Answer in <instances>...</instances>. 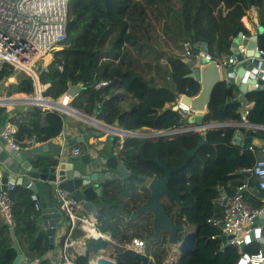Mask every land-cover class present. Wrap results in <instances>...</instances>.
<instances>
[{
  "label": "trees",
  "instance_id": "trees-1",
  "mask_svg": "<svg viewBox=\"0 0 264 264\" xmlns=\"http://www.w3.org/2000/svg\"><path fill=\"white\" fill-rule=\"evenodd\" d=\"M249 11L256 12L264 29V0H71L65 37L56 45L61 49L52 51L46 66L41 63L34 67L36 80L17 72L8 63L0 65V89L6 90L7 97L33 96L39 83L48 86L42 96L56 101L71 84L80 87L70 102L71 108L131 133L142 128L160 133L153 138L125 136L118 157L130 176L123 181L102 183L101 196L93 188L85 189L84 199L88 203L103 202L107 206L94 212L98 230L105 238L87 239L84 254L77 255L74 264H88L90 256L111 246V241L115 243L112 246L116 264L237 262L238 248L225 244L219 228L208 220L221 218V194L232 196L239 187L246 186V181L256 191L246 187L242 192L244 200L253 208L264 205V193L258 188L256 176L246 178L244 174H236L254 167L255 155L248 149L252 145H233L238 128L230 126L163 133L192 126L190 118L181 116L173 107L181 97H193L199 91L198 81L187 77L192 72L194 45L204 43L215 61L232 57L231 45L238 35L250 36L241 21ZM257 41L264 50V32ZM153 42L157 46H152ZM144 49L155 54V78L141 75L130 55L131 50ZM161 58L165 62L163 67L158 63ZM17 73H21L17 81L4 87L7 79ZM99 81L108 84L95 89ZM234 90L226 83L215 86L202 125L239 123L240 109L251 103L247 122L264 126V90L247 93L244 103H227L228 99L236 98ZM120 91L122 97L116 96ZM4 115L5 109L0 108V118ZM63 119L58 112L32 106L24 110L23 118L15 120L18 127L15 139L18 144L30 139L48 143L60 135ZM240 130L261 142L264 140V131ZM199 141H203L201 147L169 180L168 190L178 194L179 199L171 202L164 196L160 199L173 224L194 227L197 245L181 259L168 261V247L172 244L169 233L161 231L154 238L153 215L133 214L149 200V183L165 178L161 165L167 168L183 165L186 153ZM29 197L30 192L20 187L10 192L13 222L9 226L0 218V264H12L17 255L12 247V234L27 264L35 261L51 264L46 258L50 243L38 224L40 211L34 210ZM82 234L79 231L77 235ZM65 236L60 237L56 246H63ZM133 239L145 243L143 254L125 248ZM261 248L256 241L247 245L245 252L255 254Z\"/></svg>",
  "mask_w": 264,
  "mask_h": 264
},
{
  "label": "water",
  "instance_id": "water-1",
  "mask_svg": "<svg viewBox=\"0 0 264 264\" xmlns=\"http://www.w3.org/2000/svg\"><path fill=\"white\" fill-rule=\"evenodd\" d=\"M262 32H264V30L258 27L257 34L252 37V40H248L245 37L241 39V37L244 36L242 33L238 35L231 45V58L234 60L233 64L221 63L215 60L208 61L206 59H201L199 63L194 61L190 63L192 72L188 74L187 77L196 79L200 88L198 93L193 97H181L179 104L189 108V111L193 114L189 121L196 129H205L206 126L202 125V118L207 110L212 91L219 83H226L239 93L236 98L232 100L228 99L227 103H244L247 93L264 90V80H262L264 74L256 69L257 60H250L251 56L254 58L257 57L252 49L256 46L258 36L262 34ZM240 46L247 49L244 55L238 54V48ZM194 47H201L205 51L207 49L204 43H197ZM263 68L264 66H261L260 70ZM255 85H257V88ZM79 92V86L69 84L66 94L73 99ZM116 96L122 97V93H117ZM39 100H44L39 92H37L34 97H30V101L32 102H37ZM30 107L28 109H30ZM178 108L179 105L173 107L174 110ZM99 135L100 133L95 136L99 137ZM93 136V133L86 132L72 139L71 143H79L86 146L85 153L76 157L66 152L65 154H63V152L61 154L60 146L52 142L42 144L29 150L15 151L11 149L0 136L1 183L3 185L13 183L15 186L21 187H25L27 184L31 183L30 191L36 193L39 197V221L48 237L50 250L53 249L57 227L62 219L56 204L51 198V190L54 188V184H57L59 189L70 193L71 196L82 205V209L86 213L93 214L102 206H107L103 202H98L96 204L84 202L79 191L80 188H88L92 184H96L97 181H123L130 176L118 157L117 150H107L109 148L102 146L107 153L96 157L92 156L93 148L88 142L89 138ZM124 136L136 137L137 135L122 131V137ZM240 136V132L234 135L232 139L233 145L238 144L237 140ZM244 142L250 144L251 137L245 138ZM202 144L203 141H199L193 149L186 153L183 165L173 168H167L161 165L162 169L165 171V178L163 180H152L149 183V200L133 214L137 215L142 212H150L153 215L154 238H156L161 231L168 232L172 244H178V259H181L185 254L191 253L193 247L197 245L195 243V231H189L186 227L173 224L172 220L167 216L163 205L160 203V199L163 196L170 202L179 199L178 194H173L168 190V183L171 175L182 169L191 155L194 154ZM261 144V146L264 147V140ZM102 147L99 149H102ZM240 173L246 175L243 171H236V174ZM223 204L224 201L222 202V205ZM263 221L264 211L254 219L252 228L255 230L250 233L249 238L240 246L239 250L241 253L244 252L245 246L254 240L255 235L259 236L260 230L258 226H262ZM222 239L224 241V238ZM12 241V247L17 253L12 264H22L25 262V257L21 253L13 234ZM258 242L261 243L262 239L258 238ZM88 264H90V262ZM93 264H116V262L99 256L95 259Z\"/></svg>",
  "mask_w": 264,
  "mask_h": 264
},
{
  "label": "built area",
  "instance_id": "built-area-1",
  "mask_svg": "<svg viewBox=\"0 0 264 264\" xmlns=\"http://www.w3.org/2000/svg\"><path fill=\"white\" fill-rule=\"evenodd\" d=\"M71 0H0V62L8 63L17 72L26 73L36 80L32 70L37 65V62L43 60V57L57 45V43L64 39L66 30V20L68 14V5ZM241 37V39H243ZM195 48V47H194ZM194 54V62L199 63L201 59L208 61L212 60L211 56L201 47H196ZM247 49L240 46L238 54L244 55ZM257 57H250V60L256 59V69L264 74V50L257 45L252 49ZM186 55H190L186 51ZM0 63V65H1ZM226 64H233L234 60L230 57ZM106 81H99L95 85V89L107 85ZM257 88V85H255ZM44 86L37 84V92L42 96L45 91ZM43 97V96H42ZM9 97L0 98V106L4 104ZM44 100L37 102L30 101V97L25 96L26 103L30 106L40 107L50 112H58L65 116H77L78 112L70 107V98L66 93L58 100L54 101L50 98L43 97ZM49 99V100H46ZM34 104V105H32ZM179 113L181 116L189 118L193 115L187 106L179 105ZM248 110L241 112L240 124L247 125ZM79 116V115H78ZM205 129L212 127L205 125ZM216 127H225V125H216ZM249 129L264 131V126H246ZM199 130L193 125L182 130H173L164 132L163 135H172L179 131ZM204 130V129H203ZM18 128L11 122L6 121L0 129V136L6 141L7 145L15 151H24L36 148L42 143L36 142L34 139L18 144L15 135ZM113 131L120 135L122 131L113 129ZM160 133H157L159 135ZM66 142L64 137V143ZM249 150L256 156V163L252 169L243 170L245 173H253L258 180V188L264 193V148L250 146ZM67 154L71 156H80L83 151L80 147L72 146ZM65 151L63 153H65ZM62 154V153H61ZM16 187L13 183L3 185L0 181V218L1 220L11 226L12 225V203L10 200V192ZM30 192V200L33 203L35 211H40L39 197L36 193L30 191L31 183L24 187ZM246 190V186L239 187L237 191L229 197L223 196L221 203L224 201L221 218L218 220H208L212 225L219 228V235L224 238V243L230 246L240 248L241 245L249 238L250 233L255 229L252 228L254 219L264 211V205L260 208H253L248 204L242 195ZM51 198L56 204V207L68 223L69 235L73 229L81 231L85 240L97 239L101 237V233L97 227L96 219L91 215H79L78 210L80 203L74 199L70 193L58 188L54 184L51 190ZM257 236V235H256ZM258 238L255 237L254 240ZM69 244L64 242L62 250ZM126 249L137 254H143L145 243L140 239H133ZM64 261L68 264H73L64 256ZM36 262V261H35ZM34 262V263H35ZM25 263V262H24ZM23 264V263H22ZM235 264H264V253L262 251L255 254L240 252V257Z\"/></svg>",
  "mask_w": 264,
  "mask_h": 264
},
{
  "label": "crops",
  "instance_id": "crops-1",
  "mask_svg": "<svg viewBox=\"0 0 264 264\" xmlns=\"http://www.w3.org/2000/svg\"><path fill=\"white\" fill-rule=\"evenodd\" d=\"M241 21H242L244 27L250 32V36L249 37H245L244 36L248 40H252L253 39L252 37L257 34L256 32H257L258 27L263 29L260 26V24H259V19H258V16L256 15L255 11H249L246 14V16H244L242 18ZM256 45L258 46V41H257ZM226 61H227V58L224 59L221 63H224ZM262 80H264V76L262 77ZM47 87H48L47 85L44 86V88H47ZM234 91H235L236 97H237V95L239 93L236 91V89ZM25 96H27V95H25V94H14V95L11 96V98H8L6 101H4V104L0 106V108H4L5 109V115L0 118V129H1L2 125H3V123L6 122V121H9V122L13 123L17 127L15 120L23 118L24 110L29 108V105L25 101ZM179 103H180V100H179ZM179 103H178V105H180ZM251 107H252L251 103L242 106V108L240 109V113L242 111H244V110H250ZM76 111L78 112L77 116H74V117L65 116L64 117V119H63V127H62V130L60 132V135L57 138H55L52 141H50V142L60 146V153L64 152L65 150L68 151L72 146L80 147L81 150L83 151V153H85L86 146L84 144L71 143V141H72V139H74L78 135L84 134L86 132H91V133L94 134V136L89 138V142L88 143L93 148V151H92V156L93 157H96L98 155H104V154L107 153V151H105L102 146H105V147L109 148L107 150H117V154H118L119 149H121V147H122L123 139H124L125 136L122 137V133H120V135L115 133L113 131V129H119L120 127L118 125H116V124H114V125H106L101 120L97 119L95 116H88V115L82 113L81 111H78V110H76ZM216 125H219V124H214V123L210 124V126H212V127H216ZM220 125H225V127H227V126L237 127L238 129L236 130L235 134L237 132H240V135H241L240 138L237 140V143H238L237 145H240V144L241 145H249V143L244 142V139L248 138L250 136L248 134H246L245 132L241 131L240 128L249 129L246 126L249 125V126L252 127V125L250 123L247 122L246 126L243 125V124H240V123H235V122H225V123H220ZM120 130L121 131H125L122 128H120ZM139 131H141L143 133H141V134L133 133V134L137 135L136 136L137 138H153L158 133V132L149 130L147 128H142ZM139 131H137V132H139ZM126 132H128V131H126ZM98 133H100L99 137L95 136ZM64 137H65V140H66L65 143H64ZM117 138H119V139H117ZM261 143L262 142L260 140L251 137V143L250 144L253 147H262ZM100 147H102V149H99ZM249 147H248V149H249ZM63 154H65V153H63ZM255 160H256V156H255ZM255 163H256V161H255ZM252 174L253 173H246V178L252 177ZM1 179H2V177L0 176V181H1ZM104 182H110V181L109 180H104L102 182L101 181L100 182L97 181L96 184H92L88 188H93L95 194L97 196H101V194H102L101 184L104 183ZM247 182L248 181H246V183H245L246 187L249 190H252L253 192H255L256 190L254 188L247 186ZM16 187H20V188L25 189L24 187H21V186H16ZM86 188L87 187H81L79 191H80V193L82 195L83 201L88 203L84 199L85 189ZM223 196H225L224 193L221 194V198ZM221 198H220V202H221ZM89 204H91V203H89ZM221 205H222V203H221ZM102 207H104V206H102ZM78 214L79 215H82V214L83 215H91V216L94 217V213L93 214L86 213L82 209V205L81 204H80V208L78 210ZM38 224H39L40 229L42 231H44L42 229V227H41V222L39 221V219H38ZM68 226L69 225H68L67 221L64 218H62L61 221H60V224L57 227V231H56L55 238H54V243H53L54 244L53 249L50 250L48 252V254L46 255V258L49 259L50 263H52V264H60L61 260L56 257L57 254H56L55 250H57L59 248L62 249V247H58L56 245L59 242L60 237H62L64 235H66L65 236V242L67 244H69V245L63 250V252L65 253V255H67V259H69L73 264H74V260H75L76 256L77 255H82L85 252V241L86 240L84 238V235L82 234V236L78 237L77 234H78L79 230H77V229H73V231L69 235V232L67 230ZM188 229H190L189 231H194L195 230L194 227H189ZM258 229L260 230L259 236L255 235V237L262 239V242L261 243L259 242V243L262 246L261 251L264 253V221H263L262 226H258ZM101 237H104V235H102ZM255 237H254V239H255ZM256 241H258V239L257 240H253L250 243H253V242H256ZM250 243H248L247 245H249ZM246 246H245V248H246ZM238 251L240 253L239 249H238ZM244 252H245V250H244ZM90 258H91V256H90ZM177 258H175V260ZM168 261H170V260H168ZM23 264H27L26 263V259H25V263H23ZM30 264H38V262L36 261L35 263L32 262ZM63 264H65V263H63Z\"/></svg>",
  "mask_w": 264,
  "mask_h": 264
},
{
  "label": "rangeland",
  "instance_id": "rangeland-1",
  "mask_svg": "<svg viewBox=\"0 0 264 264\" xmlns=\"http://www.w3.org/2000/svg\"><path fill=\"white\" fill-rule=\"evenodd\" d=\"M157 43L153 42L151 43L152 46H157L156 45ZM61 49V47H53V49H51L47 55H45L43 57V60L37 62V65H40L41 63H43L44 66H46L50 61H51V57H52V51H56V50H59ZM131 54V57L135 60V63L138 65L137 69L138 71L141 73V75H143L144 77H149L152 75V77L154 76V78L156 77L155 76V73H156V70L154 69V66L155 64L157 63L156 59H155V54L154 52H149L147 50H142L141 52L137 51V50H131L130 52ZM159 60V59H158ZM1 63V62H0ZM159 65L160 66H165V62H164V59L161 58L159 61H158ZM2 64V63H1ZM18 74V75H17ZM15 76L16 77H11L9 79H7V81L4 83V87L5 86H8L9 84L11 83H14L17 81V78L18 76L21 74V73H17ZM2 87V86H1ZM5 93H6V90L2 87L0 89V98H4L5 97ZM35 94L32 96H28V97H34ZM7 97V96H6ZM127 103H124L123 105L125 106ZM32 107V106H31ZM135 133H143L141 131L139 132H135ZM119 139V138H117ZM189 228V227H188ZM190 230V229H188ZM110 241V240H108ZM110 244H115L113 241L110 243ZM108 246L106 249L104 250H100L97 254L95 255H91V258H90V263L91 262H94L95 259L99 256L101 257H104V258H108L112 261H114V254H113V246ZM177 244H171L168 249H169V253H168V260L170 261H175V258L179 257V254L177 252ZM56 251V254H57V258L60 259V264H68L67 262L64 261V256H65V253L63 252L62 249H57L55 250ZM67 257V255H66ZM69 260V259H68ZM52 264V263H51Z\"/></svg>",
  "mask_w": 264,
  "mask_h": 264
},
{
  "label": "clouds",
  "instance_id": "clouds-1",
  "mask_svg": "<svg viewBox=\"0 0 264 264\" xmlns=\"http://www.w3.org/2000/svg\"><path fill=\"white\" fill-rule=\"evenodd\" d=\"M99 238H105V237H99ZM98 239V238H97ZM97 239H93V240H97ZM109 240V239H108ZM112 242V241H111ZM114 242V241H113ZM178 245V244H177ZM126 248V247H125Z\"/></svg>",
  "mask_w": 264,
  "mask_h": 264
},
{
  "label": "bare ground",
  "instance_id": "bare-ground-1",
  "mask_svg": "<svg viewBox=\"0 0 264 264\" xmlns=\"http://www.w3.org/2000/svg\"><path fill=\"white\" fill-rule=\"evenodd\" d=\"M39 84V83H38ZM18 98V97H17ZM40 102V101H39ZM116 135V134H115ZM90 264H93V262H91Z\"/></svg>",
  "mask_w": 264,
  "mask_h": 264
}]
</instances>
